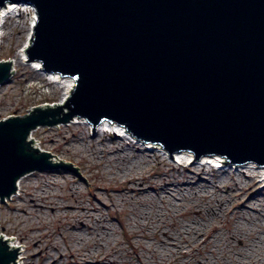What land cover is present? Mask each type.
Instances as JSON below:
<instances>
[{
	"label": "water",
	"instance_id": "water-1",
	"mask_svg": "<svg viewBox=\"0 0 264 264\" xmlns=\"http://www.w3.org/2000/svg\"><path fill=\"white\" fill-rule=\"evenodd\" d=\"M37 11L30 62L74 80L65 105L0 119V200L53 162L31 139L41 125L108 120L174 153L264 167V0H0ZM27 61V62H28ZM13 65L0 61V85ZM69 109L66 113L63 110ZM21 248V247H20ZM19 247L0 234V264Z\"/></svg>",
	"mask_w": 264,
	"mask_h": 264
},
{
	"label": "rangeland",
	"instance_id": "rangeland-1",
	"mask_svg": "<svg viewBox=\"0 0 264 264\" xmlns=\"http://www.w3.org/2000/svg\"><path fill=\"white\" fill-rule=\"evenodd\" d=\"M32 22V11L8 14L0 61L18 57ZM15 68L0 87V119L61 103L66 88L45 71L20 62ZM98 128L93 132L86 118L75 117L33 130L35 145L50 152L53 162L78 167L89 183L70 169L36 170L8 204L0 200V234L21 247L18 264H111L109 259L113 264H264L259 175L229 168L233 165L222 171L212 166L205 171L206 181L196 184L195 168L171 163L169 151L156 145L161 151L154 153L146 146L151 143ZM116 136L123 137L125 151L109 156L120 146ZM131 177L139 179L138 185ZM165 181L175 185L166 193L161 190ZM204 184L209 193H194ZM233 234L241 237L233 239ZM172 237L183 253L168 243Z\"/></svg>",
	"mask_w": 264,
	"mask_h": 264
},
{
	"label": "bare ground",
	"instance_id": "bare-ground-1",
	"mask_svg": "<svg viewBox=\"0 0 264 264\" xmlns=\"http://www.w3.org/2000/svg\"><path fill=\"white\" fill-rule=\"evenodd\" d=\"M15 9H18V10H22V11H32L33 13V22L31 24V29H30V34L32 35V32H33V29H34V26H35V22H36V18H37V11L35 9V7L33 5H29V4H24V3H18V4H12V3H9L8 5H6L2 10H1V14H0V39L2 37V27L5 23V19L6 17L8 16V14L15 10ZM31 36L29 38V41L28 43L19 51L18 53V57L14 60H9L12 65H13V74L15 73V71L17 70L15 68V65H17L18 62L20 63H28L29 65H32L37 71H41V72H44V70L42 69V67H39L40 65L38 64V62H30L28 61V58H27V49H28V46L31 42ZM28 61V62H27ZM45 73V72H44ZM47 75H49L51 77V80L53 82H57V84L60 85L61 88H66V93H65V96L63 97V100H61V103L59 104H63L65 105L66 103V100L70 97L71 93H72V90H73V86H74V80L72 78H69V77H63V76H60L59 74H56V73H46ZM53 78V79H52ZM67 79V80H66ZM1 87V85H0ZM75 117H77L78 119L80 118H85V117H82V116H79V115H76ZM74 117V118H75ZM110 121L108 120H105V121H102L101 123L98 124L97 127H99L101 125V127H104L105 129H103L104 132H106L107 130H112L113 129L115 130V133L118 134L117 132L121 133L122 135H124L125 137L129 138V139H137L136 137H134L133 135H130L127 131H125V129L117 124H108ZM61 124V123H60ZM92 124V123H91ZM93 125V124H92ZM95 128V127H94ZM107 129V130H106ZM96 132L99 131V128L95 130ZM33 133V132H32ZM32 133H31V136H32ZM97 136V134H96ZM32 139V137H31ZM33 140V139H32ZM116 140H117V145H120V146H117L115 149L113 148L110 152L108 151L107 153L109 154V156H115L118 154V152H124L125 150L122 149L123 147V137H119V136H116ZM137 140H140V139H137ZM135 141V140H134ZM38 143H41L38 141ZM147 143H151L150 145H146V146H151L150 149L151 151H153L154 153H156V151H161L160 149H158V147H160L163 151L161 152H164L165 149H163L160 145L158 144H154L152 142H147ZM145 145V144H144ZM156 145H158V147H156ZM37 147L39 148H43L42 145H36ZM126 146V145H125ZM141 147V146H140ZM166 154V153H164ZM167 155V154H166ZM170 155V154H169ZM217 156V155H215ZM214 155H204L201 157V160L198 161V162H195V163H192L194 160H195V156H194V153H191L190 152H185V151H179L177 153H174V159L172 160L171 158V155L169 156V158L171 159V163H173V161H177L179 162L178 164H186L185 166L190 170L191 168H195V172H196V175H197V181H196V184H198L199 182H205L206 181V174H205V171L208 169L210 170L212 166L216 167L219 171H222V169H225L227 168L229 165H226L225 162H223V160H221L220 158H217L215 157ZM116 157V156H115ZM116 159V158H115ZM118 160V159H117ZM116 160V162H117ZM258 164H253V163H244L242 165H239V166H236V167H233L235 165H230L232 167H229V168H232V169H235V170H240V169H244V168H248L252 171V174L251 175H259L260 178H261V181L264 182V167L262 166H256ZM208 167V168H207ZM177 167H173V169H176ZM179 170V169H178ZM245 170V169H244ZM34 173V171H33ZM32 172L24 175L23 177H21L18 181V189H17V192L14 194V195H17L20 193V190H21V186H22V182L24 181V179L26 177H28L29 175H32L33 174ZM251 175L249 174L248 176L251 177ZM129 181L131 183H136L137 184V181H139L138 178H130ZM143 185V183H140ZM201 184V183H200ZM209 184V183H207ZM138 185V184H137ZM188 185V184H187ZM210 185V184H209ZM219 185V184H218ZM255 185V184H254ZM253 185V187H254ZM197 186V185H196ZM206 184H204V186H201L202 188L201 191H197V192H194V193H209L211 190L209 189V187H205ZM214 186V185H213ZM175 187V185L173 186V183L171 184L170 181H165V184H164V187L161 189L162 191H164V193H166L167 191H170L172 190V188ZM177 187V186H176ZM183 187V186H182ZM212 189V188H211ZM199 190V189H198ZM173 192V191H172ZM163 193V192H161ZM168 193H171V192H168ZM212 193V192H211ZM13 195V196H14ZM12 196V197H13ZM11 197V198H12ZM224 205V204H223ZM84 209V206H82ZM54 210L57 209L58 207H52ZM71 209H76L75 206H71ZM196 232H198V230H196ZM236 237H241L240 235H236V234H233V239H235ZM172 241H168V243L172 244L175 246V248L177 249H180L181 250V253L183 248L182 246H178L175 242V239L172 237L170 238ZM11 240V239H10ZM165 244L167 242H164ZM13 245V243H11ZM181 244V243H180ZM15 246V245H13ZM133 247H135L133 245ZM166 247V246H165ZM136 248V247H135ZM174 248V247H173ZM186 254V253H185ZM22 259V258H21ZM21 259L18 258L17 262L21 261ZM111 262V264L114 263L113 259H109ZM143 262V261H142ZM200 262V261H199ZM17 264V263H15Z\"/></svg>",
	"mask_w": 264,
	"mask_h": 264
}]
</instances>
